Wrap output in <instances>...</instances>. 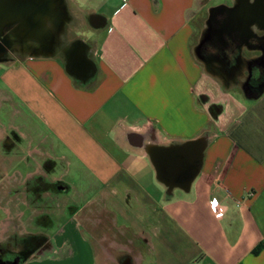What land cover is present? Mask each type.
Wrapping results in <instances>:
<instances>
[{
  "label": "crops",
  "instance_id": "0c3cea01",
  "mask_svg": "<svg viewBox=\"0 0 264 264\" xmlns=\"http://www.w3.org/2000/svg\"><path fill=\"white\" fill-rule=\"evenodd\" d=\"M27 1L19 33L31 46L0 55V106L12 107L3 127L41 140L73 171L62 190L84 198L28 264L88 251L93 264H264L262 48L242 41L230 65L200 54L205 37L194 42L218 7L237 13L230 28L264 33V0H40L39 25ZM182 149L196 165L167 169ZM90 206L93 226L108 228L89 242L79 213Z\"/></svg>",
  "mask_w": 264,
  "mask_h": 264
},
{
  "label": "rangeland",
  "instance_id": "374dc122",
  "mask_svg": "<svg viewBox=\"0 0 264 264\" xmlns=\"http://www.w3.org/2000/svg\"><path fill=\"white\" fill-rule=\"evenodd\" d=\"M217 3H220V0L213 1V4ZM200 17L204 23L207 19L206 12ZM205 31V27L196 29L195 47L205 36ZM9 106L6 102L3 107L0 106V241L4 243H11L13 234L23 240L27 236L47 237L56 233L57 229L66 223L69 210H75L76 205H81L84 199L73 190L57 187L59 184H65V181L71 182L74 178L73 171L66 174L64 164L60 160H57L58 163L53 161L49 156L50 150L45 149L41 140L23 138L17 131L3 127L12 118V107ZM79 215L86 225L81 226L80 232L89 242L94 231L100 233L108 228V219L105 225L93 226L94 214L91 206L90 210L81 211ZM40 240L38 244L42 242ZM107 243L108 241L105 243L106 247L109 246ZM50 251L47 250L46 256ZM88 252L78 261L65 259L56 263L49 260L44 264H93ZM44 253L43 251L42 256ZM110 253L114 254L116 251L109 247L106 256ZM63 254L64 252L61 255ZM35 258L29 259L25 264ZM109 263V260L102 262L97 259V264ZM32 264L38 263L33 261Z\"/></svg>",
  "mask_w": 264,
  "mask_h": 264
},
{
  "label": "flooded vegetation",
  "instance_id": "af4514ba",
  "mask_svg": "<svg viewBox=\"0 0 264 264\" xmlns=\"http://www.w3.org/2000/svg\"><path fill=\"white\" fill-rule=\"evenodd\" d=\"M6 3L7 0H3ZM3 4V3H2ZM1 4V11H3L4 5ZM256 7H258L256 5ZM251 14V15H250ZM252 14L249 13L248 19H252ZM256 14V13H255ZM4 18L0 23V42L8 49V52L14 51L19 47H30L31 41L29 38L25 42L21 41V36L18 31V15L16 13L4 14ZM237 13L230 11L226 8H214L209 16L210 27L207 26L205 31V39L198 46V51L203 57L208 58V55H217L225 58L230 65L237 64V58L240 52L242 41H247L249 47L262 48L264 56V33H254L246 31L245 27L230 28L233 21H236ZM220 36H223L225 43L220 42ZM258 63V62H257ZM256 63V64H257ZM259 64V63H258ZM263 69L255 68L252 71L250 77V83H258L262 78ZM197 162H187V171L189 172ZM168 164L175 168V158L172 161L167 160L165 167L168 169ZM167 169L165 172L170 173ZM172 174V173H170ZM58 188L61 184L57 185ZM27 236L23 238L13 234L11 243L0 241V264H25L29 259L42 255V252L50 246V236ZM42 239V240H40ZM17 240V243H15ZM38 240L42 241L38 244ZM15 241V242H14ZM17 245L16 247L14 245ZM120 264H127L125 258H121Z\"/></svg>",
  "mask_w": 264,
  "mask_h": 264
},
{
  "label": "water",
  "instance_id": "95a60500",
  "mask_svg": "<svg viewBox=\"0 0 264 264\" xmlns=\"http://www.w3.org/2000/svg\"><path fill=\"white\" fill-rule=\"evenodd\" d=\"M3 3V4H2ZM1 4L4 5V10L1 11L0 8V21L3 19L5 16L4 14H9V13H16L18 15V18L20 17L22 21V24L18 27V31L23 33L29 31V17H30V10H29V3L27 0H7L6 3H4L3 0H0V7ZM33 17H34V23L39 25L42 22L44 23L45 19L48 16V12L46 11V7L41 3L40 0H34L33 3ZM1 23V22H0ZM21 23V22H20ZM35 24V25H36ZM2 25V23H1ZM35 29V26H34ZM6 51L4 45L0 42V55ZM185 148V147H184ZM189 150H178V152L175 155V165L177 166V169L175 170L176 172L183 171L187 167V162L195 163L197 159L199 158L197 153H194L190 155ZM174 171V172H175ZM175 172V173H176Z\"/></svg>",
  "mask_w": 264,
  "mask_h": 264
},
{
  "label": "built area",
  "instance_id": "2783aa9c",
  "mask_svg": "<svg viewBox=\"0 0 264 264\" xmlns=\"http://www.w3.org/2000/svg\"><path fill=\"white\" fill-rule=\"evenodd\" d=\"M211 208L214 211V213L216 214V216H221L223 214V211L220 209V205L219 202L215 199L211 200Z\"/></svg>",
  "mask_w": 264,
  "mask_h": 264
},
{
  "label": "trees",
  "instance_id": "16d2710c",
  "mask_svg": "<svg viewBox=\"0 0 264 264\" xmlns=\"http://www.w3.org/2000/svg\"><path fill=\"white\" fill-rule=\"evenodd\" d=\"M260 248H261V245L256 248L255 252H257Z\"/></svg>",
  "mask_w": 264,
  "mask_h": 264
}]
</instances>
